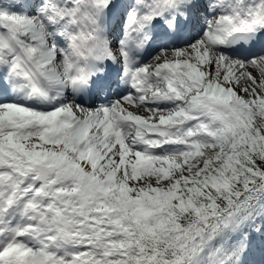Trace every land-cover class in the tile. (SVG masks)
I'll return each instance as SVG.
<instances>
[{"label":"snow or ice","instance_id":"obj_1","mask_svg":"<svg viewBox=\"0 0 264 264\" xmlns=\"http://www.w3.org/2000/svg\"><path fill=\"white\" fill-rule=\"evenodd\" d=\"M0 264H264V0H0Z\"/></svg>","mask_w":264,"mask_h":264}]
</instances>
